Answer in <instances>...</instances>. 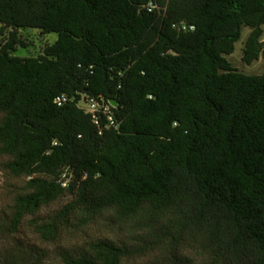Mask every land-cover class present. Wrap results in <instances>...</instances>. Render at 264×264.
I'll return each instance as SVG.
<instances>
[{"label":"trees","instance_id":"obj_1","mask_svg":"<svg viewBox=\"0 0 264 264\" xmlns=\"http://www.w3.org/2000/svg\"><path fill=\"white\" fill-rule=\"evenodd\" d=\"M147 1L0 0L1 264L99 223L137 243L83 239L64 264H264V71L223 57L247 27L242 62L264 61V0ZM25 29L57 39L19 57ZM23 231L36 243L6 245Z\"/></svg>","mask_w":264,"mask_h":264},{"label":"rangeland","instance_id":"obj_2","mask_svg":"<svg viewBox=\"0 0 264 264\" xmlns=\"http://www.w3.org/2000/svg\"><path fill=\"white\" fill-rule=\"evenodd\" d=\"M21 37L28 45L26 48H17L15 55L19 57H28V56H35L40 53L43 49V46L47 44H53L57 36L54 33H49L45 35H41L38 30L35 29H25L21 30ZM250 32V29L247 27H243L241 29V34L239 40L234 44V50L229 55H223L225 60L229 63L230 67L233 69L243 73V74H261L264 71V61L259 58L257 61L247 65L242 62V50L244 46V42ZM262 38L264 39V27ZM79 106L84 110L88 109V105L84 102H80ZM8 194L5 186L2 184V179L0 176V202L5 201V197ZM63 202L60 201L57 205L62 204ZM55 205V207H57ZM133 234L129 233V227L122 226V228H118L117 226H111L108 223L105 224H97L89 227V229H85L83 232L79 234L77 232L71 233L67 239L62 240L60 243H56L54 245L48 246L47 257L45 263L43 264H64L59 257V254L65 250L70 252H75L72 247L78 246L80 241L82 242L83 239L94 238L96 236H103L107 238L117 239L125 244L131 246L136 244L137 242L133 240ZM14 240L19 241L22 245L27 247V243H36L32 237L26 233L22 232L17 236V239H9L6 245H11L14 243ZM73 240V241H72ZM77 241V242H76ZM149 241V240H148ZM72 242V244H70ZM147 242V241H146ZM142 244V243H141ZM11 246L9 248H11ZM149 246V245H148ZM187 254V253H186ZM11 255H16V251L14 249L11 250ZM191 257L196 256L194 254ZM167 259L166 253H162L154 250H147L144 253L132 255L127 259H124L121 264H170L169 262L165 261ZM10 262H11V258ZM1 264V263H0ZM27 264H32L28 262Z\"/></svg>","mask_w":264,"mask_h":264},{"label":"built area","instance_id":"obj_3","mask_svg":"<svg viewBox=\"0 0 264 264\" xmlns=\"http://www.w3.org/2000/svg\"><path fill=\"white\" fill-rule=\"evenodd\" d=\"M145 8L149 13L159 9V7L157 6L156 0H148L145 5ZM173 27H175V25ZM180 29L185 30L186 27L184 25H181ZM189 29L193 30V27L191 26L189 27ZM65 101H66V98L64 96H60L55 99V103L58 106H60ZM87 105H88L87 112L93 114L95 124L99 123V118L96 116L97 115L96 113L101 112L102 114L106 115V120L109 125H112V126L115 125V121L110 114L111 112L109 110L108 105H105L103 102H98L93 99H88Z\"/></svg>","mask_w":264,"mask_h":264},{"label":"water","instance_id":"obj_4","mask_svg":"<svg viewBox=\"0 0 264 264\" xmlns=\"http://www.w3.org/2000/svg\"><path fill=\"white\" fill-rule=\"evenodd\" d=\"M109 103L113 108H116V103L114 101H110Z\"/></svg>","mask_w":264,"mask_h":264}]
</instances>
